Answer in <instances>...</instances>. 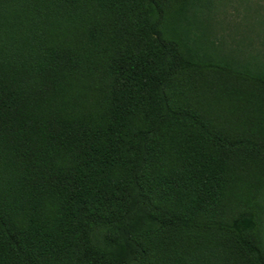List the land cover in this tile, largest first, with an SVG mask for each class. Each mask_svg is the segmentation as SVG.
Returning a JSON list of instances; mask_svg holds the SVG:
<instances>
[{
  "label": "trees",
  "instance_id": "trees-1",
  "mask_svg": "<svg viewBox=\"0 0 264 264\" xmlns=\"http://www.w3.org/2000/svg\"><path fill=\"white\" fill-rule=\"evenodd\" d=\"M195 0H0V264H264V71Z\"/></svg>",
  "mask_w": 264,
  "mask_h": 264
},
{
  "label": "rangeland",
  "instance_id": "rangeland-1",
  "mask_svg": "<svg viewBox=\"0 0 264 264\" xmlns=\"http://www.w3.org/2000/svg\"><path fill=\"white\" fill-rule=\"evenodd\" d=\"M216 60L264 71V0H195ZM264 225V221H263Z\"/></svg>",
  "mask_w": 264,
  "mask_h": 264
}]
</instances>
